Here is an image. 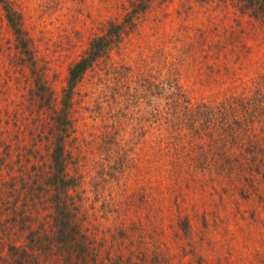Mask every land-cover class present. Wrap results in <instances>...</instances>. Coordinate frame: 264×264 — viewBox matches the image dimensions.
<instances>
[{"label":"rangeland","instance_id":"obj_1","mask_svg":"<svg viewBox=\"0 0 264 264\" xmlns=\"http://www.w3.org/2000/svg\"><path fill=\"white\" fill-rule=\"evenodd\" d=\"M257 2L8 0L23 41L0 2V264H264ZM110 21L121 40L63 103L70 65ZM169 72L192 102L258 91V138L223 160L214 136L172 135ZM62 135L66 191L51 178Z\"/></svg>","mask_w":264,"mask_h":264},{"label":"trees","instance_id":"obj_2","mask_svg":"<svg viewBox=\"0 0 264 264\" xmlns=\"http://www.w3.org/2000/svg\"><path fill=\"white\" fill-rule=\"evenodd\" d=\"M248 1L250 7H257L255 0ZM0 2L4 5L6 18L16 38L20 41L25 40L22 34L23 29L20 26V16H17V13L11 9L8 0H0ZM124 33V27L120 23L110 21L103 34L96 35L90 40L85 52L69 67L66 86L63 89V103H69L68 101L84 73L99 58L105 56L113 46L119 43ZM24 45L27 44L24 43ZM169 77L171 79H168L166 99L170 101V104L180 102V105L175 108H171L172 105H170V109H167L165 116L169 121L168 127L172 135L182 136L191 141L213 138L214 136L216 138L215 147L223 160L229 151L235 152L246 145L247 142L258 138L257 132H255L256 122L259 120V114L261 113V96H259L258 91L255 90L254 95L248 91H240L235 94L225 93L221 98L209 102H192V99L187 96L180 84L173 81L175 76L172 72H169ZM66 131L67 128H64L65 133ZM64 137L65 135L59 136L54 142L55 145L51 152L53 170L51 178L57 187L59 180L64 185L66 184V187L63 188V191H66L69 181L67 182L65 178ZM228 138L234 140V142H229L223 147V142ZM59 207L58 203L57 208Z\"/></svg>","mask_w":264,"mask_h":264}]
</instances>
